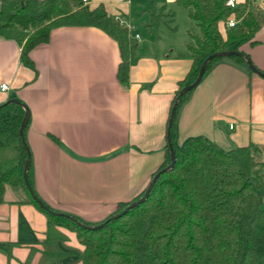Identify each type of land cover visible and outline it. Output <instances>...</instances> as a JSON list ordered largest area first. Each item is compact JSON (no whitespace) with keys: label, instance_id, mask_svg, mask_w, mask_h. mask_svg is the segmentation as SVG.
<instances>
[{"label":"crops","instance_id":"obj_1","mask_svg":"<svg viewBox=\"0 0 264 264\" xmlns=\"http://www.w3.org/2000/svg\"><path fill=\"white\" fill-rule=\"evenodd\" d=\"M246 0H236L243 3ZM264 13V0H250ZM129 26L127 84L117 79V42L95 27L60 26L20 62L25 33L0 36V104L16 98L28 110L23 137L32 188L51 210L96 223L149 184L165 159L166 125L191 60L179 57L196 27L176 0H87ZM150 4L161 19L144 11ZM146 15L147 40L129 20ZM170 14L183 24L177 34ZM160 27H163L160 29ZM174 27V28H173ZM139 35L135 40L134 36ZM256 44L240 51L264 71V21ZM203 136L224 150L253 144L264 163V78L224 59L191 90L175 121V144ZM0 264H78L83 251L70 228L49 223L24 190L4 186L0 200Z\"/></svg>","mask_w":264,"mask_h":264},{"label":"trees","instance_id":"obj_2","mask_svg":"<svg viewBox=\"0 0 264 264\" xmlns=\"http://www.w3.org/2000/svg\"><path fill=\"white\" fill-rule=\"evenodd\" d=\"M225 3L226 0H176L187 10L196 31L188 34L189 41L178 54L189 58L191 66L174 94L166 125L165 159L151 179L170 162L168 141L175 157L173 167L160 173L147 197L123 215L109 220L141 198L147 187L130 201L118 204L99 222L87 223L74 217L85 225L102 224L98 228L84 229L66 217L50 215L32 200L23 180L27 153L19 127L24 110L10 98L0 104V200L5 185L20 188L49 223L73 230L83 247L78 264H264V163L254 158L257 148L248 144L224 150L203 136L189 137L180 146L175 144L177 113L191 92L175 104L179 90L196 79L209 55L224 51L243 54L241 45L257 43L263 11L250 0L236 2L234 8ZM152 9L150 4L144 11L158 21ZM231 19L235 23L227 27ZM169 21L173 22L172 14ZM14 26L25 33L20 62L32 70L28 52L45 43L51 29L82 26L102 30L117 42V79L127 84L128 32L102 4L89 8L82 0H0V36ZM224 59L253 74L240 56L233 55L210 60L204 75ZM27 180L32 188L30 165Z\"/></svg>","mask_w":264,"mask_h":264},{"label":"water","instance_id":"obj_3","mask_svg":"<svg viewBox=\"0 0 264 264\" xmlns=\"http://www.w3.org/2000/svg\"><path fill=\"white\" fill-rule=\"evenodd\" d=\"M233 55H236V56H240L247 64L249 70L257 75V76H260L262 78H264V73H262L260 70H258L254 65L253 63L251 62L250 58L245 55V54H241L239 52H235V51H224V52H218V53H214V54H211L209 55L202 63L200 69H199V73L196 77V79L189 85L187 86H184L183 88H181L179 90V93L175 99V104L178 103L179 99L181 96H183L184 94H186L187 92H189L190 90H192L202 79L204 73H205V70H206V66L208 64V62L210 60H212L213 58L215 57H229V56H233ZM9 101L11 102H16V103H19V105L22 107V109L24 110V117L21 121V124H20V127H19V134L21 136V138H23V131H24V128L27 124V121H28V110L26 108L25 105H23L22 103L18 102L16 99L14 98H11ZM175 112V107H173L171 109V115H170V120H169V123L171 122V118L173 116ZM22 143L24 144V148L26 150V153H27V158H26V162H25V165H24V169H23V180H24V184H25V187L30 195V197L32 198V200L42 209L44 210L46 213L50 214V215H54V216H63V217H66L68 218L70 221H72L74 224L84 228V229H95V228H98L100 227L102 224H97L95 226H90V225H85V224H82L80 221H78L76 218H74L73 216H69L67 214H63V213H59V212H55L51 209H49L36 195L35 193L33 192L31 186L29 185L28 183V180H27V171H28V168H29V165H30V155H29V150L27 148V145L24 141V139H22ZM168 145H169V151H170V162L167 166H165L164 168H162L160 170V172L156 173L155 176L150 180L149 184L147 185V188L145 190V192L143 193L142 197L139 198L138 200H135L133 202H131L125 209H123L121 212L119 213H116L114 215H112L111 217H109V220L110 219H114V218H117L121 215H123L127 210H129L130 208L136 206L137 204H139L140 202H142L146 197L147 195L149 194L155 180L157 179V177L159 176L160 173L162 172H166V171H169L172 167H173V164H174V161H175V157H174V153L172 151V146H171V143L168 141Z\"/></svg>","mask_w":264,"mask_h":264},{"label":"rangeland","instance_id":"obj_4","mask_svg":"<svg viewBox=\"0 0 264 264\" xmlns=\"http://www.w3.org/2000/svg\"><path fill=\"white\" fill-rule=\"evenodd\" d=\"M137 14H133L129 17V18H123V19H126L125 21L129 20L133 29L140 35V38L141 40H147L149 38V33L147 32L146 30V27H145V23L144 22L145 18H146V15H142V16H136ZM155 16L158 18V20L161 19V12H155ZM172 24L174 25L175 27V30L177 32V34L183 32V24L181 21L177 20L176 17L174 16V20L172 22ZM163 28V27H160V29Z\"/></svg>","mask_w":264,"mask_h":264},{"label":"built area","instance_id":"obj_5","mask_svg":"<svg viewBox=\"0 0 264 264\" xmlns=\"http://www.w3.org/2000/svg\"><path fill=\"white\" fill-rule=\"evenodd\" d=\"M82 2H83V4H86L87 3V0H82ZM225 4H226V6H228L230 8H234L235 7V4H236V1L235 0H226V3ZM114 21L117 22L119 24V26L126 27L127 29H129V26L125 25L124 24V21L118 20V18H114ZM234 23H235L234 20H232V19L231 20H228L227 23H226V26L227 27H231V26L234 25ZM134 38H135V40H138L139 39V35L136 34L134 36ZM7 89H8V87H7L6 84H1L0 85V90L1 91H5Z\"/></svg>","mask_w":264,"mask_h":264}]
</instances>
